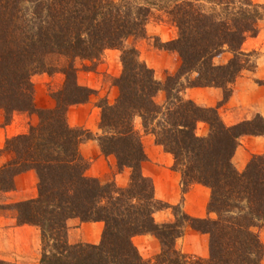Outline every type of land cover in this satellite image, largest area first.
<instances>
[{"label":"trees","instance_id":"obj_1","mask_svg":"<svg viewBox=\"0 0 264 264\" xmlns=\"http://www.w3.org/2000/svg\"><path fill=\"white\" fill-rule=\"evenodd\" d=\"M263 15L264 7L251 0H0V110L6 122L14 113L39 120L6 139L1 152L11 158L0 166V191H13L20 174H36V197L11 208L18 225L39 228L40 264H259L264 246L253 228L264 222V155L253 156L242 173L231 160L240 137L264 136V120L257 114L226 126L216 108L200 107L181 94L186 88H219L225 104L241 73L254 70L252 54L242 47L257 35ZM152 20H166L178 30L175 40L160 44L181 59L176 75L167 78L161 105L154 100L162 89L153 70L134 46H126L144 38ZM108 50L120 52L122 72L113 79L118 96L113 103L99 102L101 134L92 138L120 171L129 169L126 187L102 185L87 175L80 144L91 135L67 122L68 109L94 93L78 84L75 61L95 64ZM223 54L229 58L216 63ZM37 73L65 77L51 94L53 108L34 103L31 77ZM191 74L193 80L182 86L179 80ZM258 84L264 87V81ZM199 122L209 126L206 137L196 134ZM142 135H151L173 157L183 191L192 184L210 190L207 209L215 219L193 218L155 199L142 173L147 160ZM163 208L177 210L174 223L154 221ZM73 219L102 223L99 243H68L67 223ZM185 227L209 236L208 257L176 249ZM146 234L163 245L149 261L132 242Z\"/></svg>","mask_w":264,"mask_h":264},{"label":"rangeland","instance_id":"obj_2","mask_svg":"<svg viewBox=\"0 0 264 264\" xmlns=\"http://www.w3.org/2000/svg\"><path fill=\"white\" fill-rule=\"evenodd\" d=\"M251 1L254 4L261 5L262 7H264V0H251ZM257 27H258L257 35L246 39L242 47L244 52L252 54L254 70L243 71L241 73V75L236 79L235 83L232 85L231 97L225 104H222L223 92L219 88H214V87L186 88L183 90L181 94L185 99L192 100L195 104H197L200 107L216 108L220 119L226 126H233L242 121L250 120L254 118L257 114L260 115L264 120V87L258 84V81H264V15L262 19L258 22ZM177 37H178V30L175 26L167 23L166 20H163L162 22L152 20L146 26V35L144 38L136 39V40L130 39L126 42L127 47L134 46L136 48L140 59L149 68L153 70L154 78L161 85L162 90H159L154 98L155 102L159 105L163 104L166 100V93L163 89L167 84L166 83L167 78L170 76H175L181 65V59L179 55L175 51L165 50L163 48H160V44L173 41ZM228 58L229 56L227 54H223V56H220L219 58L216 59V63H222ZM75 67L77 68L78 84L81 86H85L94 91V93L91 95V97L86 103L72 106L68 109L67 112V122L70 127L86 130L87 133L91 135L90 138L84 139L80 144V153L83 159L86 160V162L88 163L87 175L96 178L102 185L115 183L119 187H126L130 179L129 169H128V174L125 175V178H128V182L124 186L117 183L114 180V177L116 175V172L114 171L120 172V170L117 167L115 158L113 156L106 157L102 155L98 147L97 141L94 138H92L96 135L101 134V130H100L101 109L98 108L99 102L105 99L109 103H113L118 96V90L113 85V79L117 78L122 72L120 52L117 50L105 51L102 59L95 64H90L86 61L83 62L82 60L77 59L75 61ZM194 76H195L194 74L184 76L179 80V82L181 83L182 86H186L188 83L187 79L189 78L190 80H193ZM64 81H65V77L60 73H55L53 75H48L45 73H37L33 75L31 77V82L33 85V91H34L33 98L36 107L40 109L53 108L55 106V101L53 100L51 94L53 92L59 91L62 88ZM173 88H175V90H173L172 94L175 95L178 85L172 86V88L170 89ZM201 91H205L207 93L205 95L207 100L204 99L202 93H199ZM0 112H2L1 115L3 119V121L0 123V127H6L13 124L15 125V127L20 126L18 128H21V130L19 131H14L13 132L14 134H12L9 138L26 133L30 125H36L39 121L38 117L35 114L29 115L26 113H14L11 119L9 120V122H6V116L4 115L2 110H0ZM135 126L137 129L140 130V121L138 119L135 121ZM208 133H209V126L204 122H199L196 126V134L199 137H206ZM152 138L153 137L151 135H142V144L147 156V160H148V155L152 153V145L153 146L156 145L154 144L155 143V141L153 140L154 138L153 139ZM6 139L4 140V144ZM152 140L154 141V143ZM3 148L0 149V166H2L5 162H7L11 158L10 154L3 151L1 152ZM255 155H264V136L240 137L238 140V145L234 152V156L231 160L235 171L238 173H242L245 170L250 159ZM173 165L174 162L172 164V167ZM20 176H22V174L18 175L14 180L13 191L16 190V183H17V186L23 188L24 191H26L27 193H29L30 189L32 188L34 189V187L37 192L38 179L36 183L34 182L32 183V181L30 180L22 179V178L20 179ZM119 179L120 182H123L124 176H121ZM147 179L153 187L151 180L149 178ZM187 189L185 191H187ZM181 190L182 192H185L183 191L182 188ZM10 192L0 191V261L5 262V264H25L28 261V259L25 257L26 255L22 253L20 254L12 253L10 249L8 250L2 249L3 248L2 246H6V243L10 240L9 232H7V229L13 227H20V225H18L16 221V212L11 208L12 204L18 202H13V198H12L13 196L8 194ZM154 197H155V193H154ZM210 198H211V192H210ZM158 201L165 203L161 200ZM173 206H179V205H173ZM179 208L181 209V206H179ZM158 211H163L167 213V218L170 219V222L168 223L175 222L176 220L175 214H177V210L174 211L170 208L168 209L163 208L162 210H158ZM207 212L208 214H213V217L208 216L206 218H211V219L216 218L215 214L208 211V209ZM154 214H153L154 221L159 225L164 224L162 220L158 218L157 215L154 216ZM179 217L180 216H178V218ZM179 223H181L180 219H179ZM80 224L82 223L79 222V220L73 219L68 221L67 240H68L69 231L73 228L79 227ZM22 226H30V225H22ZM36 228L39 232V238H40V245L38 247L39 248L38 264H40L41 252H42L41 234L39 228L38 227ZM186 228L188 227L184 228L182 236L176 239L175 241V247L177 250H178L177 245L181 248L185 246L184 239L182 238L185 234ZM253 231L258 236L261 244L264 246V222L254 227ZM140 236L148 237L151 241H154L160 247L159 251H157L156 254L154 253L150 254L147 250L148 245H150V243L140 242L137 238H135L136 236L133 237L132 242L144 260L146 261L151 260L155 255L159 254L163 250L162 243L154 236L149 234L140 235ZM207 237H208V245H209V236L207 235ZM185 249H187V247H185ZM10 251L11 253H8ZM179 251L182 252L181 250ZM184 254H188V253H184ZM188 255H192V254H188ZM259 264H264V257L260 260Z\"/></svg>","mask_w":264,"mask_h":264},{"label":"crops","instance_id":"obj_3","mask_svg":"<svg viewBox=\"0 0 264 264\" xmlns=\"http://www.w3.org/2000/svg\"><path fill=\"white\" fill-rule=\"evenodd\" d=\"M199 93H202L204 99L207 100L205 97L207 93L205 91H201ZM1 114L2 112H0V123L3 121ZM18 127L20 126L15 127L13 124L6 127H0V149L3 148L4 140L6 138H9L12 134H14V131L21 130V128ZM173 162L174 160L170 154L164 152L160 146L152 145V153L148 155V160L143 163L142 171L143 175L151 180L156 199L170 205L181 206L182 212L193 218L202 219L208 216L213 217V214H208L207 212V205L210 199L209 189L199 184H192L188 187L187 191L182 192L181 174L172 169ZM114 172H116L114 180L124 186L128 182V178H125V175L128 174V169H123L120 172ZM121 176H124L123 182H120L119 178ZM21 178L30 180L32 183L37 182V176L33 171L22 174V176H20V179ZM8 194L13 196V202H20L35 198L37 192L34 187V189H30L29 193H27L23 188L17 186L16 183V190ZM156 215L163 223L170 222V219L167 218V213L158 211L154 214V216ZM102 230V223H82L79 227L73 228L69 231L68 242L70 244H98L101 238ZM7 232H9L10 240L6 243V246H2L3 244L1 245L3 247L2 249H10L12 253H22L26 255L25 257L28 261L25 264H38V247L40 245V238L37 228L33 226H20L9 228L7 229ZM135 238H137L140 242L150 243L147 248L150 254H156V252L159 251V245L154 241H151L148 237L136 236ZM182 239H184L185 246L181 248L177 245L178 250L198 257H207V235L188 227L186 228ZM185 247H187V249H185ZM11 251L8 253H11Z\"/></svg>","mask_w":264,"mask_h":264}]
</instances>
